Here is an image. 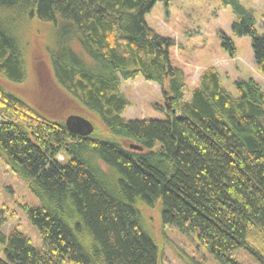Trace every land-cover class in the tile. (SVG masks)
<instances>
[{
    "label": "trees",
    "instance_id": "16d2710c",
    "mask_svg": "<svg viewBox=\"0 0 264 264\" xmlns=\"http://www.w3.org/2000/svg\"><path fill=\"white\" fill-rule=\"evenodd\" d=\"M159 2L170 0H0V157L40 201L25 210L42 242L35 247L17 228L5 233L0 221V264H161L163 246L145 227L158 203L165 225L196 232L221 264H241L234 255L243 248L264 264V89L237 80L234 96L212 66L187 99L174 40L145 19ZM221 2L264 74L255 12ZM36 23L59 41L44 48L52 80L73 102L71 115L93 123L89 137L23 93L35 84L27 35ZM219 36L236 58L234 40ZM138 77L161 87L165 120L124 117L131 102L122 83Z\"/></svg>",
    "mask_w": 264,
    "mask_h": 264
},
{
    "label": "rangeland",
    "instance_id": "374dc122",
    "mask_svg": "<svg viewBox=\"0 0 264 264\" xmlns=\"http://www.w3.org/2000/svg\"><path fill=\"white\" fill-rule=\"evenodd\" d=\"M239 1L255 12L257 30L262 34L264 0ZM145 19L157 34L174 40L170 57L172 64L185 72L187 99L198 86L201 73L212 66L219 71L225 88L234 96H238L234 85L237 80L253 79L264 89V74L255 67L251 38L232 34L235 16L221 0H170L167 8L165 3L159 2L146 14ZM30 29L32 32L27 37L29 43L32 40L29 51L31 53L33 50V53L31 56L28 54L27 59L28 81L35 79V84L26 85L23 93L35 97L36 106L44 111L49 110L56 119L65 122L71 115L73 102L54 85L51 65L44 53L45 47L56 48L59 41L48 25L36 23ZM220 33L234 40L238 49L236 58H230L224 51ZM122 91L131 102V107L124 114L126 119H166V100L159 85L138 77L135 81L123 82ZM50 99L53 105L47 109ZM30 101L28 98L27 102L32 104ZM26 204L38 206L40 201L25 183L3 166L0 157V221L5 222L2 230L8 233L17 228L32 240L35 247L40 248L41 235L28 220ZM162 210V203H158L152 211L145 213V218H149L145 227L154 240L163 246L161 264H221L200 243L196 232L183 234L177 228L165 225ZM248 242L251 243V239ZM234 257L241 264H262L248 248L238 250Z\"/></svg>",
    "mask_w": 264,
    "mask_h": 264
},
{
    "label": "water",
    "instance_id": "95a60500",
    "mask_svg": "<svg viewBox=\"0 0 264 264\" xmlns=\"http://www.w3.org/2000/svg\"><path fill=\"white\" fill-rule=\"evenodd\" d=\"M65 126L70 132L83 137H89L95 132L93 123L78 115H70L67 117L65 120ZM130 148L133 150H141V147L136 145H130Z\"/></svg>",
    "mask_w": 264,
    "mask_h": 264
}]
</instances>
